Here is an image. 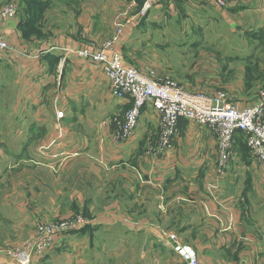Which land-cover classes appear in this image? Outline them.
Masks as SVG:
<instances>
[{"label":"crops","instance_id":"1","mask_svg":"<svg viewBox=\"0 0 264 264\" xmlns=\"http://www.w3.org/2000/svg\"><path fill=\"white\" fill-rule=\"evenodd\" d=\"M71 1L68 12L59 8L48 17L52 24L46 28L51 33L48 40L20 34L18 9L16 17L3 24V39L16 52L0 50V77L10 80L1 89L9 86L16 91L6 119H0V128L7 129L4 135L0 129V157L6 156L0 186H12L8 191L20 194L37 221L69 215L77 206L95 216V227L123 221L139 227L153 224L159 210L167 216L179 208L184 215L191 208L199 216L182 228L189 232L182 239L191 241L184 246L195 251L200 264H264V245L253 232L255 224L264 228V219H254L255 202L264 208V168L243 151L244 136L235 134L231 159L218 180L217 139L205 127L181 120L172 147L157 156L149 152L159 131L150 105L142 109L131 137L116 142L111 119L122 115L130 103L112 95L98 64L64 56L62 49H98L120 22L117 45L138 11L125 21L120 20L125 13L114 18L93 0ZM262 1L228 0V7L221 9L200 0H174L149 10L154 23L188 22L191 31L220 25L230 35L228 41L215 42L220 44L218 57L210 59L205 76L186 84V91L205 95L225 91L238 109L256 101L264 88ZM131 8L130 4L127 9ZM68 236L56 238L33 264H43ZM260 238L264 243V233Z\"/></svg>","mask_w":264,"mask_h":264},{"label":"rangeland","instance_id":"2","mask_svg":"<svg viewBox=\"0 0 264 264\" xmlns=\"http://www.w3.org/2000/svg\"><path fill=\"white\" fill-rule=\"evenodd\" d=\"M82 1L89 2V0ZM93 2L99 7L108 8L114 18L125 13L120 16V20L125 17V21L131 20L140 7L139 1H136L131 9H127L130 5L129 0H93ZM8 3H14L18 9L20 34L29 37L40 36L48 40L51 33L46 28L52 25L47 23L48 17L53 16L55 10L59 8L62 13L68 12L73 1L0 0V7ZM132 19L128 23V30L125 31L123 40L114 46L116 53L121 55L127 64L139 69L153 70L160 76L176 81L184 89L186 84H195L196 79L205 76L206 69L211 66L210 59L218 57L220 44L215 42L230 39V35L220 25H212L209 29L203 27L200 31H197L196 27L191 31L192 24L188 22L178 21L165 26L162 21L151 22L148 15L143 17L137 15ZM4 82L8 84L10 80L4 81L0 77V119L3 120L6 119V112L12 106L16 91V88L9 86L2 91L1 84ZM8 120L11 122L14 119ZM0 129L3 135L7 131L6 128ZM243 151H248L246 146ZM4 159L6 156L3 155L1 169L5 166ZM17 172L21 173L20 170ZM17 176L16 180H20V175ZM6 179L4 177L3 181ZM8 179L12 178L8 177ZM8 188L12 189V186H0V264H14L13 259L6 255V250L32 243L38 222L56 223L78 215L86 219L90 217L87 209L79 210L74 206L73 213L69 215L63 217L57 215L48 221H37L33 210L23 206L20 194L15 196L12 191H8ZM190 209H187L189 211L186 210L184 215H180L179 208H174L167 216L159 210V216L155 217L154 223L149 226L136 227L123 221L112 226L106 225L107 227H95V225L93 228L69 234L70 236L63 240L64 245L62 244L57 252L49 253L43 264H184L173 249L172 237L181 245L191 242L182 239V236H188L189 232L181 231L184 226H189L191 220L199 216ZM90 218L94 220L95 216ZM254 219H264V208L262 209L256 202ZM253 228L261 245H264L260 238V234L264 233L263 226L255 224ZM58 256L60 258H57Z\"/></svg>","mask_w":264,"mask_h":264},{"label":"built area","instance_id":"3","mask_svg":"<svg viewBox=\"0 0 264 264\" xmlns=\"http://www.w3.org/2000/svg\"><path fill=\"white\" fill-rule=\"evenodd\" d=\"M138 16H146L149 10L162 2L174 0H140ZM218 8L228 7V0H200ZM134 6L136 0H130ZM17 7L8 3L0 7V50L16 52L3 39V24L15 18ZM119 18V17H118ZM119 22V21H117ZM123 25H115L112 35L101 47L62 49L64 56H74L98 64L104 77L108 80L112 95L130 103V107L122 115L114 116L111 122L115 125L113 138L116 142L131 137L137 127L142 109L150 105L157 114L159 131L155 145L149 146V152L158 155L161 151L172 147L178 134L179 122L186 120L194 126L205 127L216 135L218 157L215 165L216 178L222 179L228 162L231 159L233 138L237 132L244 136V144L255 162L264 168V88L256 101L248 108L238 109L223 91L212 95L186 91L176 81L158 75L153 70L141 71L125 65L121 55L114 52L119 42ZM217 184V182H216ZM216 184L214 186L216 187ZM209 188L212 189L211 185ZM93 219L78 215L69 220L56 223L38 222L35 228V239L28 246L6 250L14 264H33L53 246L56 238L77 233L85 228H93ZM174 251L185 264H200L195 251L178 244L172 237ZM30 246V247H29Z\"/></svg>","mask_w":264,"mask_h":264},{"label":"trees","instance_id":"4","mask_svg":"<svg viewBox=\"0 0 264 264\" xmlns=\"http://www.w3.org/2000/svg\"><path fill=\"white\" fill-rule=\"evenodd\" d=\"M136 1H139L140 2V5H141V1L140 0H136ZM85 229H87V228H85ZM82 230H84V229H82Z\"/></svg>","mask_w":264,"mask_h":264},{"label":"bare ground","instance_id":"5","mask_svg":"<svg viewBox=\"0 0 264 264\" xmlns=\"http://www.w3.org/2000/svg\"><path fill=\"white\" fill-rule=\"evenodd\" d=\"M148 150H149V148H148ZM165 151V150H164ZM163 153V152H162Z\"/></svg>","mask_w":264,"mask_h":264}]
</instances>
